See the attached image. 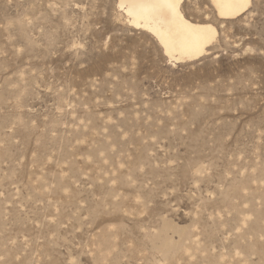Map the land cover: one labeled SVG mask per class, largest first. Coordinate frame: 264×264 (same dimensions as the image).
Segmentation results:
<instances>
[{
    "label": "rangeland",
    "instance_id": "rangeland-1",
    "mask_svg": "<svg viewBox=\"0 0 264 264\" xmlns=\"http://www.w3.org/2000/svg\"><path fill=\"white\" fill-rule=\"evenodd\" d=\"M119 0H0V264H264V0L171 62Z\"/></svg>",
    "mask_w": 264,
    "mask_h": 264
},
{
    "label": "bare ground",
    "instance_id": "bare-ground-1",
    "mask_svg": "<svg viewBox=\"0 0 264 264\" xmlns=\"http://www.w3.org/2000/svg\"><path fill=\"white\" fill-rule=\"evenodd\" d=\"M186 1L178 0L174 10L164 8L166 15H161L160 9L149 13L134 7L136 0H119L118 4L130 27L150 34L171 62L185 63L208 55L218 36V30L211 22H196L188 15ZM208 1L221 21L242 16L252 4L250 0L249 6L240 10L237 0Z\"/></svg>",
    "mask_w": 264,
    "mask_h": 264
},
{
    "label": "snow or ice",
    "instance_id": "snow-or-ice-1",
    "mask_svg": "<svg viewBox=\"0 0 264 264\" xmlns=\"http://www.w3.org/2000/svg\"><path fill=\"white\" fill-rule=\"evenodd\" d=\"M178 0H136L134 7L143 9L146 12L151 13L156 9L161 10V15H166L163 11L164 8H170L174 10L177 7ZM250 0H237V7L242 10L248 7Z\"/></svg>",
    "mask_w": 264,
    "mask_h": 264
}]
</instances>
